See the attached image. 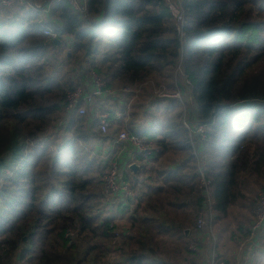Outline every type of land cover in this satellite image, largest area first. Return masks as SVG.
Returning a JSON list of instances; mask_svg holds the SVG:
<instances>
[{
  "label": "trees",
  "instance_id": "16d2710c",
  "mask_svg": "<svg viewBox=\"0 0 264 264\" xmlns=\"http://www.w3.org/2000/svg\"><path fill=\"white\" fill-rule=\"evenodd\" d=\"M85 5L86 19L61 3L42 22L23 6L0 10V264H207L211 237L195 224L199 170L209 181L218 259L234 263L254 222L238 210L243 180L264 184V0H178L177 16L166 0ZM91 71L114 92L95 104L110 115L105 136L89 109L64 107L68 92L89 87ZM178 71L191 82L195 123L178 99L163 113L153 101L128 103L148 78L178 87ZM184 123L203 125L204 138ZM119 129L148 142L138 170L120 163L127 199L103 187L114 155L105 159L102 145ZM254 239L264 242V227ZM259 248L248 249L253 264H264Z\"/></svg>",
  "mask_w": 264,
  "mask_h": 264
},
{
  "label": "built area",
  "instance_id": "2783aa9c",
  "mask_svg": "<svg viewBox=\"0 0 264 264\" xmlns=\"http://www.w3.org/2000/svg\"><path fill=\"white\" fill-rule=\"evenodd\" d=\"M166 1L171 7V1L176 2L178 0ZM61 3L68 4L81 18H87L85 0H0V10L3 8H12L16 5L23 6L34 15L39 16L42 22L43 16L50 13V9L54 5ZM176 3L178 5V2ZM41 28L45 36L51 37L53 39L55 38V32L50 27L43 25ZM88 85L89 87L87 85L85 87L78 86L74 90L68 92L64 98V107L68 114L77 112L80 115L85 114L87 109H89L91 111L90 113L93 115V119L98 122L100 133L105 136L107 133H110V115L109 112L105 111L104 108L101 110L99 107H96L95 104L105 92L108 95H113L114 92L107 90L106 82L94 73L90 75ZM123 94H126L125 90H123ZM168 98L171 99V97ZM177 99L182 102L183 97ZM114 118L120 119L121 115L117 113ZM184 125L191 135H199V139L201 140L204 138L205 127L203 125L199 126L196 130L193 129V126L191 128L187 123ZM111 138L112 142L106 147L104 153L105 159H111L112 154L114 157L112 160H109L110 165L108 171L103 177V187L107 193L112 195L120 194L123 199H127L131 197L132 194L129 185L123 180L119 179L120 163L123 160L124 167L127 169L132 165V163H135L136 156L146 150L148 142L145 138L129 135L124 130L112 133ZM125 144L127 145L128 150L126 156L122 154L124 152ZM199 174L200 180L198 182V186L199 190L203 194L204 200L203 210L197 215L195 224L198 231H206L212 238L213 245L212 253L209 257V264H225L224 261L218 259L214 249L216 239L213 233L210 231L213 221V207L211 193L208 188L209 181L203 177L201 170H199ZM257 200H259L258 203H256ZM257 200L253 205V216L255 217V220L251 224L250 229L245 232L250 236L248 239H251V237L255 236L256 234H259V232L262 231V228L264 227V194L260 195ZM255 246L264 250V242L262 244L253 245L250 248L253 249ZM191 248L194 247L191 246Z\"/></svg>",
  "mask_w": 264,
  "mask_h": 264
},
{
  "label": "rangeland",
  "instance_id": "374dc122",
  "mask_svg": "<svg viewBox=\"0 0 264 264\" xmlns=\"http://www.w3.org/2000/svg\"><path fill=\"white\" fill-rule=\"evenodd\" d=\"M33 1H35V0H33ZM176 2H178V1H176ZM176 2L171 1V9H172L173 13L177 16L178 15V5ZM0 12H2V11H0ZM47 22L49 23V21H47ZM182 36L183 35H181V37ZM80 67H84L83 59H79L77 65L75 66L76 69L80 68ZM64 68H66V67H64ZM92 73L96 74L95 72L91 71V74ZM73 78L75 79L74 75H73ZM175 80L179 86L176 87V85H174L173 86L174 88L172 90L171 89L168 90L166 88L170 82H168L166 80V78L157 79V81L154 80L153 78L145 79V80H143V83L141 84V85H143V92L140 89L137 90V87L135 88L136 89L135 93L136 92H139L141 94L143 93L142 96L141 97L138 96V98L135 99V97L133 95V98L129 97L127 99L128 103H130V102L132 104L149 103V106H150V102L153 101L152 103H159L158 105H161V106H159V109H160V112L163 113L161 109L163 108L164 105L169 104V100H172L174 97L181 98V97L185 96L182 99V102L180 103V105H181L180 107L183 110L184 120L185 121L187 119L192 120V122L195 123L196 122V116H197L196 109L193 105V101L191 100V98L189 96L188 89H187V86H189V84H191V82H190V80L186 79L185 76L179 71L177 72V75H175L174 81ZM123 90H125V93H129L131 91V89L129 90L128 88H123L121 90L122 93H123ZM136 95H138V93H136ZM156 95L160 98H162L163 96H168V97H171V99L168 98V100L166 99V100H164L165 102H163V100H158V97H156ZM177 98H174V99H177ZM156 99H157V101H155ZM157 115L162 118V115H159V112L157 113ZM138 118H136V119H138V120H136V122H138L141 119L140 116ZM145 121L150 122L149 119H147ZM196 152H197V154H199L198 151H196ZM225 160L226 161L229 160V155L226 153L224 156V161ZM242 177H244V176H242ZM243 182H246V188L244 190V193L246 195V199L244 200L246 203V207H240L238 210L242 215H248L249 218L252 217L255 220V217L253 216L254 215L253 205L256 202V200L258 199V197L260 195L264 194V189H263L264 184H262L261 182L257 183L255 180V177H253V176L245 178L243 180ZM248 185H249V188H248ZM258 201L259 200H257L256 203H258ZM234 214L237 216L239 215V213L237 212L236 209L234 210ZM117 222H118L117 224H120L121 226H123L125 223V220L120 219V220H117ZM241 222H243V221H241ZM233 224L234 223L232 222L231 227H233ZM242 224L244 225L245 223H242ZM250 227H251V225H250ZM192 228L193 227H190L189 229L192 230ZM210 231L213 233L212 227H211ZM248 237H250V236L247 234V236L237 245V250L233 254L234 263L230 262L229 264H247L249 262L246 260L248 249L250 250L251 249L250 246L256 245L257 241L254 239V236H252L251 239H248ZM121 239L122 238L120 236H118V238L115 240V242H119V241H121ZM209 241H210V244H213L212 238ZM113 249H116V250L111 252L109 260H110V262H115V261L117 262L120 258V252H119V250H117L119 248H118V246H113ZM221 250H223L225 252L226 248L221 249ZM211 253H212V249L210 248L209 253L207 254L208 260H209ZM248 264H252V261L249 262Z\"/></svg>",
  "mask_w": 264,
  "mask_h": 264
},
{
  "label": "crops",
  "instance_id": "0c3cea01",
  "mask_svg": "<svg viewBox=\"0 0 264 264\" xmlns=\"http://www.w3.org/2000/svg\"><path fill=\"white\" fill-rule=\"evenodd\" d=\"M184 97H185V96H183V98H184ZM110 130H111V128H110ZM122 130H123V129H119V130H116V131H114V132H120V131H122ZM114 132H113V133H114ZM104 145H105V146L102 145V148H103V149H106L105 147H107L108 145H107V144H104ZM99 146H101V145H99ZM124 147H125V148H124V152H123L122 154H125V155H126L127 152H128V150H127V145L125 144ZM135 161H136V159H135ZM132 164H135V163H132ZM135 165H137V170H138V164H135ZM124 220H125V219H124ZM212 245H213V244H212ZM212 245L210 246V248L212 247ZM215 245H216V243H215ZM215 245H214V249H215ZM249 246H250V245H249ZM250 247H251V246H250ZM250 250H252V249H250ZM215 252H216V250H215ZM216 254H217V256H218V253H216ZM250 257H251V255H250ZM250 257L247 256V258H246V260L249 261V262L252 261V259H251ZM246 260H245V261H246ZM249 262H248V263H249ZM248 263H247V264H248ZM207 264H209V260H208V263H207ZM252 264H253V261H252Z\"/></svg>",
  "mask_w": 264,
  "mask_h": 264
},
{
  "label": "water",
  "instance_id": "95a60500",
  "mask_svg": "<svg viewBox=\"0 0 264 264\" xmlns=\"http://www.w3.org/2000/svg\"><path fill=\"white\" fill-rule=\"evenodd\" d=\"M54 42L59 43V41H57V40H55ZM130 170H132L133 172H135V171L137 170V165L132 164V165L130 166Z\"/></svg>",
  "mask_w": 264,
  "mask_h": 264
},
{
  "label": "bare ground",
  "instance_id": "6f19581e",
  "mask_svg": "<svg viewBox=\"0 0 264 264\" xmlns=\"http://www.w3.org/2000/svg\"><path fill=\"white\" fill-rule=\"evenodd\" d=\"M50 10H51V9H50ZM193 154H194L195 157L198 158L199 155H198L197 153H193ZM199 180H200V178H199ZM206 180H207V179H206ZM198 182H199V181H198ZM208 188H209V187H208Z\"/></svg>",
  "mask_w": 264,
  "mask_h": 264
}]
</instances>
